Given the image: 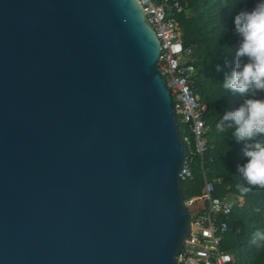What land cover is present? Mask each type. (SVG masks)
Returning <instances> with one entry per match:
<instances>
[{
	"label": "water",
	"instance_id": "95a60500",
	"mask_svg": "<svg viewBox=\"0 0 264 264\" xmlns=\"http://www.w3.org/2000/svg\"><path fill=\"white\" fill-rule=\"evenodd\" d=\"M160 56L138 0H0V264H178Z\"/></svg>",
	"mask_w": 264,
	"mask_h": 264
},
{
	"label": "trees",
	"instance_id": "16d2710c",
	"mask_svg": "<svg viewBox=\"0 0 264 264\" xmlns=\"http://www.w3.org/2000/svg\"><path fill=\"white\" fill-rule=\"evenodd\" d=\"M155 3L159 0H152ZM182 12L174 14L184 48L194 50L195 90L205 105V120L209 125L208 149L203 159L196 156L189 163L192 178L181 183L182 196L200 195L203 189L202 168L215 183L214 196L234 194L243 199L228 221L222 248L234 258V264H264V245L251 243L256 231L264 232V189L253 188L242 194L238 184L246 183L238 173V165L246 162L243 143H237L233 130L220 132L216 124L223 114L239 107L245 97L223 89L224 74L230 71L225 60L232 62L238 47L234 17L243 9L251 10L258 0H179ZM221 71L217 72L216 67ZM177 122H178V118ZM179 124V130H180ZM259 208V212L255 209ZM193 217L206 210L205 202L191 208Z\"/></svg>",
	"mask_w": 264,
	"mask_h": 264
},
{
	"label": "built area",
	"instance_id": "2783aa9c",
	"mask_svg": "<svg viewBox=\"0 0 264 264\" xmlns=\"http://www.w3.org/2000/svg\"><path fill=\"white\" fill-rule=\"evenodd\" d=\"M138 1L159 39L161 56L158 68L170 90L178 124L184 125L180 138L187 159L180 174L182 183L192 178L189 163L193 158L198 156L202 160L211 148L207 137L210 128L205 120L206 107L199 101L195 90L194 50L182 45L181 32L174 18V14L182 12L179 0H159L157 3L152 0ZM202 177V193L184 199V205L190 210L194 204L205 202L206 210L195 218L191 213L190 236L184 240L177 263L234 264L233 256L222 248V243L233 210L242 204L243 199L234 194L215 197V183L207 178L203 168Z\"/></svg>",
	"mask_w": 264,
	"mask_h": 264
},
{
	"label": "clouds",
	"instance_id": "9594fccd",
	"mask_svg": "<svg viewBox=\"0 0 264 264\" xmlns=\"http://www.w3.org/2000/svg\"><path fill=\"white\" fill-rule=\"evenodd\" d=\"M234 26L239 43L234 60H225L230 71L224 74L222 87L245 99L225 112L216 128L220 132L233 130L235 141L244 145L246 162L238 165V173L247 186L238 184L237 188L247 194L253 188L264 189V0H258L251 10H241L234 17ZM216 70L221 71L219 65ZM251 243L264 245V232L256 231Z\"/></svg>",
	"mask_w": 264,
	"mask_h": 264
},
{
	"label": "rangeland",
	"instance_id": "374dc122",
	"mask_svg": "<svg viewBox=\"0 0 264 264\" xmlns=\"http://www.w3.org/2000/svg\"><path fill=\"white\" fill-rule=\"evenodd\" d=\"M184 132V125L181 124L180 126V133H183Z\"/></svg>",
	"mask_w": 264,
	"mask_h": 264
}]
</instances>
